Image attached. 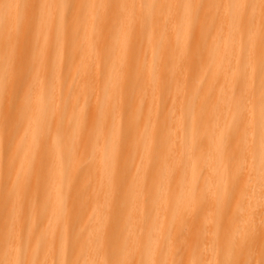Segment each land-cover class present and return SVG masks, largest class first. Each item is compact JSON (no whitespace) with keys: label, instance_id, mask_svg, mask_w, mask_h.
I'll use <instances>...</instances> for the list:
<instances>
[{"label":"bare ground","instance_id":"obj_1","mask_svg":"<svg viewBox=\"0 0 264 264\" xmlns=\"http://www.w3.org/2000/svg\"><path fill=\"white\" fill-rule=\"evenodd\" d=\"M0 264H264V0H0Z\"/></svg>","mask_w":264,"mask_h":264}]
</instances>
